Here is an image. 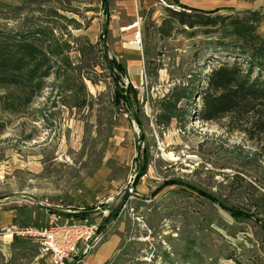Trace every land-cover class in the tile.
I'll return each mask as SVG.
<instances>
[{"label":"rangeland","instance_id":"obj_1","mask_svg":"<svg viewBox=\"0 0 264 264\" xmlns=\"http://www.w3.org/2000/svg\"><path fill=\"white\" fill-rule=\"evenodd\" d=\"M224 1L264 12V0ZM4 2L11 9L0 8V28L8 30L38 8ZM17 6L23 10L14 12ZM51 7L80 25L60 20L63 39L106 44L135 97L115 106L114 87L97 68L96 84L85 82V108L51 107L49 89L19 111L0 108V264H49L28 241L4 235V226L46 225L56 208L91 207L89 220L105 224L102 243L111 234L121 241L106 264H264V134L253 119L155 124L161 98L175 86L201 91L213 68L232 63L233 55L217 48L218 33L175 23L170 36H160L169 12L157 0H107L108 15L104 0H55ZM69 57L78 60L76 51Z\"/></svg>","mask_w":264,"mask_h":264},{"label":"trees","instance_id":"obj_2","mask_svg":"<svg viewBox=\"0 0 264 264\" xmlns=\"http://www.w3.org/2000/svg\"><path fill=\"white\" fill-rule=\"evenodd\" d=\"M0 0V8L11 9ZM24 5L23 1H20ZM34 5L37 11L26 16L20 27L0 28V108L14 112L28 107L33 98L49 89L47 102L51 107L60 104L69 109H81L88 105L89 92L85 87L88 80L96 84V72L101 68L107 73L114 87L113 99L115 106L131 105L135 97L134 86L129 82L127 72L121 62L110 55L104 42L92 44L85 37L65 40L58 31L80 25L74 20H67L52 9L55 0H25ZM178 4V1H176ZM107 0H104L106 14ZM47 6V7H44ZM179 7L186 12L170 11L158 26L157 33L162 37L170 36L173 25L194 29L205 27L204 33L219 35L216 45L233 55L232 63L221 62L205 77L204 88L197 91L190 86H175L161 98L155 116L158 127L167 128L172 121L185 126L191 117L199 120L217 121L222 117L231 116L239 121L253 119L252 125L259 133L264 134V36L260 35L264 12L256 9L235 10L216 8L212 11ZM14 7L13 11H22ZM108 15V14H106ZM182 33L185 31L181 30ZM72 51L78 54L75 62L70 59ZM48 80H52L48 82ZM126 81V85H124ZM14 91L19 92L14 96ZM194 97L199 100L198 108L192 104ZM184 102V104H182ZM131 108V107H130ZM140 128V121L136 119ZM134 179L131 187L137 184L140 177ZM179 185L176 181H167L165 186ZM179 187V186H178ZM104 207V206H102ZM91 207L76 214L84 218L93 212ZM120 208L110 211L107 220H113ZM234 217L245 218L239 210L230 211ZM105 228L101 224L99 229ZM263 243L264 251V239Z\"/></svg>","mask_w":264,"mask_h":264},{"label":"built area","instance_id":"obj_3","mask_svg":"<svg viewBox=\"0 0 264 264\" xmlns=\"http://www.w3.org/2000/svg\"><path fill=\"white\" fill-rule=\"evenodd\" d=\"M157 2L170 11L190 13L188 9L170 5L165 0ZM82 211L56 208L46 225L4 226L1 232L10 238L28 241L49 264H84V259L104 240L106 233L105 229H99V223L89 220L91 215L84 218L76 216Z\"/></svg>","mask_w":264,"mask_h":264},{"label":"crops","instance_id":"obj_4","mask_svg":"<svg viewBox=\"0 0 264 264\" xmlns=\"http://www.w3.org/2000/svg\"><path fill=\"white\" fill-rule=\"evenodd\" d=\"M143 1H146V0H143ZM165 1L170 5L172 4L177 5V6L180 5V6L186 7V9L192 8V9H197L201 11L202 10L212 11V10H215L216 8L231 9L232 7H239L238 9H242V10L249 9L248 7H246V5L243 2L242 3L240 2L238 6H235V4L234 5L231 4V1H224V0H165ZM176 1H178V4L176 3ZM129 29L130 30L134 29V26L132 27L129 26L128 28L123 29V31H129ZM113 56L115 57L114 54ZM125 71H126V68H125ZM127 76H128V72H127ZM10 220L11 218H9V222ZM108 238H107L108 240H105L106 242L105 241L103 243L101 242L102 244L99 243L96 247L93 248L94 251L92 250V252L84 259V264H106L108 260L114 257V255L120 249L119 246H120L121 241H120V238L115 234L109 235Z\"/></svg>","mask_w":264,"mask_h":264},{"label":"bare ground","instance_id":"obj_5","mask_svg":"<svg viewBox=\"0 0 264 264\" xmlns=\"http://www.w3.org/2000/svg\"><path fill=\"white\" fill-rule=\"evenodd\" d=\"M171 156V155H170Z\"/></svg>","mask_w":264,"mask_h":264}]
</instances>
